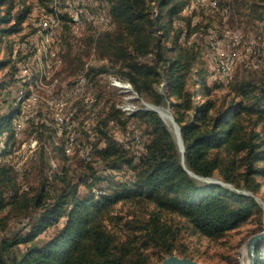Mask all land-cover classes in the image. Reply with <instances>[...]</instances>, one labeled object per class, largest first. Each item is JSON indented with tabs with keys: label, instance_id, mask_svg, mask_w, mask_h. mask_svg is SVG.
Wrapping results in <instances>:
<instances>
[{
	"label": "trees",
	"instance_id": "16d2710c",
	"mask_svg": "<svg viewBox=\"0 0 264 264\" xmlns=\"http://www.w3.org/2000/svg\"><path fill=\"white\" fill-rule=\"evenodd\" d=\"M51 1L24 4L7 26L15 0H0V41L23 30L37 3L46 12H55ZM104 1L110 25L88 35L84 48L69 40L73 19L59 11L61 30L58 27L57 32L67 44L64 71L75 74L86 69V77L93 81L102 74H113L128 80L150 103L172 106L185 145L184 163L157 111L140 108L128 115L116 103L104 110L106 115L98 121L92 142L91 152L96 153L102 170L94 164L95 158L84 160L78 181L69 176L66 166L52 182L48 176L43 178L39 189L30 194L21 190L15 166L0 163V228L7 226L1 212L9 205L34 213L23 229L0 239V264H153L154 255L159 262L176 252L190 254L188 248L179 247L184 231L219 239L261 208L254 195L236 187L243 180L244 187L256 192L262 186L258 178L264 179V78L232 83L219 100L206 81L205 69L197 66L201 43L192 37L202 24L193 22V15L183 14L192 0ZM257 4L253 0L249 7ZM36 30L33 27L30 33ZM91 51L96 62L87 66L83 55ZM8 61L0 60V69ZM163 83L166 88L161 91L158 87ZM20 112V107H14L0 114V135L6 133L4 153L15 140V117ZM132 119L145 126L148 135L141 153L120 141L110 128L116 122L127 131ZM51 144L62 158H69L63 146ZM42 153L46 154L45 147ZM120 171L126 178L117 177ZM217 171L235 188L209 181ZM81 184L86 188L83 193ZM119 202L145 209L146 215L135 213L126 218L113 213ZM63 218L65 222L54 235L40 237ZM256 252L257 264H264V240Z\"/></svg>",
	"mask_w": 264,
	"mask_h": 264
},
{
	"label": "rangeland",
	"instance_id": "374dc122",
	"mask_svg": "<svg viewBox=\"0 0 264 264\" xmlns=\"http://www.w3.org/2000/svg\"><path fill=\"white\" fill-rule=\"evenodd\" d=\"M68 1L71 0H58L57 3L55 0L51 1L50 6H54L56 10L53 13L46 12V8L37 3L24 22L23 30L5 35L0 41V60H9L5 67L0 69V114L14 107L21 109L15 117L16 137L14 142L9 144L7 153H4L6 133L0 135V163L6 162L15 166L21 190H28L30 194L39 189L43 178L48 176L49 182H52L55 174H60L66 166L74 181H78L79 175L84 171L85 161L95 158L94 164L97 169L102 170V165L95 161L97 156L93 150L91 152V147L95 141L97 123L106 115L104 110L111 103H116L128 115L150 104L159 111L165 110L178 133L174 132L173 126L164 119L160 111L162 119L174 136L179 150L184 147L172 106L150 103L136 93L128 80L113 74H102L98 80L93 81L86 77V69L75 74L64 71L67 44L64 36L57 32L60 25L59 11L71 15L73 11L80 12L83 7L84 13L80 15V21H70L71 32L68 33V38L76 47L84 48L88 35L103 31L110 25L106 1L77 0L74 3L82 2L75 8L77 10L69 9ZM196 1L192 0L191 5L183 9V14L193 15V22L199 21L202 24L201 29L195 32L192 38L200 39L201 55L197 66L205 69L206 81L214 88L213 96L220 100L229 92L232 83L248 80L257 82L264 78V15L258 16L259 13H264V0H257L255 8L249 7L253 0ZM34 2L36 0H15L11 22L7 26L15 21L16 12L24 4ZM50 14L57 17V24L52 28L47 23V16ZM33 27L37 30L30 33ZM60 28L61 26L59 30ZM49 31H52L53 40L51 51L47 40ZM28 32L26 39L23 38L22 34ZM215 40L219 41V45ZM191 41L192 39L189 42ZM218 47L222 55L230 53L234 57L232 66V62L224 63L219 59ZM83 56L87 66L96 62L94 51ZM220 62L230 66L227 75H217ZM190 86L192 87V78ZM158 88L164 91L166 85L163 83ZM199 89L202 90L200 85ZM198 98L199 101L204 99L203 95ZM41 124L45 126L39 127ZM110 128L120 141L133 145L140 153L143 151V142L148 139V135L145 133V126H141L137 119H132L127 131L116 122H111ZM52 141L55 145L63 146L66 154H70L67 160L53 148ZM43 147L46 148L45 155L42 153ZM117 177L126 178V174L120 171ZM258 180L262 186L256 192L244 187L243 180L240 182L241 187H236L238 191L254 195L261 205L243 225L219 239L184 231L179 247L188 248V256L196 258L201 264H249L247 243L253 235L264 230V179ZM209 181L222 182L235 188L231 183L223 181L218 171ZM79 188L82 193L86 191L82 184ZM137 210L131 203L119 202L115 205L113 213L123 214L126 218L135 213L146 215L145 209ZM33 215L31 211L9 205L1 212L7 226L0 228V239L10 237L23 229ZM173 221L179 223L178 219L174 218ZM64 222L65 218L59 224L50 226L40 237L50 238ZM21 247L24 249L26 245ZM175 254L187 256L178 252ZM157 260L154 255L153 264H156Z\"/></svg>",
	"mask_w": 264,
	"mask_h": 264
},
{
	"label": "water",
	"instance_id": "95a60500",
	"mask_svg": "<svg viewBox=\"0 0 264 264\" xmlns=\"http://www.w3.org/2000/svg\"><path fill=\"white\" fill-rule=\"evenodd\" d=\"M146 108L159 112V110L156 107H154V105H151V104L146 106ZM159 115L162 117L160 112H159ZM176 124L178 125V129H179V132L181 134V127L178 124V122H176ZM182 141H183V139H182ZM183 146L184 147H183V149H181V152H182V161L184 163V160H185V158H184V152H185L184 141H183ZM190 173L193 174L191 171H190ZM193 175L197 178H201L195 174H193ZM262 240H264V230L256 233L255 235H253L249 239V241L247 243L249 264H257L256 247H257V244ZM156 264H201V263L196 258H194L192 256H180L178 254H171L169 256H166L163 260L157 262Z\"/></svg>",
	"mask_w": 264,
	"mask_h": 264
},
{
	"label": "bare ground",
	"instance_id": "6f19581e",
	"mask_svg": "<svg viewBox=\"0 0 264 264\" xmlns=\"http://www.w3.org/2000/svg\"><path fill=\"white\" fill-rule=\"evenodd\" d=\"M77 0H71V1H68V7H69V9H72V10H77V9H75L78 5H80V4H82V2H79V3H74V2H76ZM79 1V0H78ZM196 1V0H195ZM201 1V0H200ZM205 1V0H204ZM58 2V0H55V3H57ZM197 2V1H196ZM199 2V1H198ZM99 3V2H98ZM196 4V3H195ZM214 4V3H213ZM198 5V4H197ZM108 6V5H107ZM102 8V7H101ZM104 8V7H103ZM108 8V7H107ZM98 9H99V7H98ZM85 11V10H84ZM96 11V10H95ZM105 11V10H104ZM108 11V10H107ZM70 12H71V10H70ZM74 12V11H73ZM71 13V15H70V17H72V19L74 20V21H80V15L82 14V13H84L83 12V7L81 8V10H80V12H79V10L76 12V13ZM51 13H53V12H51ZM86 13V12H85ZM55 14V13H54ZM54 14H50V15H48L47 16V23H49V27L50 28H52V27H54L56 24H57V17L54 15ZM87 14H88V12H87ZM98 14V13H97ZM96 14V15H97ZM103 15V14H102ZM105 16V15H104ZM105 17H107V16H105ZM95 18V17H94ZM100 20V19H99ZM102 20V19H101ZM104 21V20H103ZM105 22V21H104ZM238 35V34H237ZM215 44V43H214ZM217 44V43H216ZM217 48V47H216ZM228 55H230V53L228 54ZM232 62V63H231ZM230 65L232 66V64L234 63V57H232V59H231V61H230ZM230 71V66H227L226 68H225V74L226 73H228ZM227 75V74H226ZM225 75V76H226ZM161 111V113H162V115H163V117H164V119L168 122V123H170V125L171 126H173V130H174V132H176L177 131V133H178V130L176 129V127H175V125L172 123V120H171V117H170V115L165 111V110H160ZM159 111V112H160ZM179 135V134H178ZM178 135H176L177 137H178Z\"/></svg>",
	"mask_w": 264,
	"mask_h": 264
},
{
	"label": "built area",
	"instance_id": "2783aa9c",
	"mask_svg": "<svg viewBox=\"0 0 264 264\" xmlns=\"http://www.w3.org/2000/svg\"><path fill=\"white\" fill-rule=\"evenodd\" d=\"M47 40L49 42V49L51 51V44L53 43V40H52V31H49V33H47ZM215 42H218V45H219V41L215 40ZM232 45H233V42H232ZM221 49L218 47V54H219V59L221 61H223L224 63H230L231 59H232V55H222L221 52H219ZM227 66H225L223 63L220 62V65H219V68H218V72H217V75L220 76L219 74L222 73V74H225V68Z\"/></svg>",
	"mask_w": 264,
	"mask_h": 264
}]
</instances>
